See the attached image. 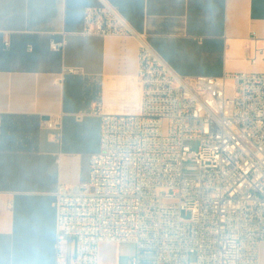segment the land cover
Here are the masks:
<instances>
[{"label":"built area","instance_id":"2783aa9c","mask_svg":"<svg viewBox=\"0 0 264 264\" xmlns=\"http://www.w3.org/2000/svg\"><path fill=\"white\" fill-rule=\"evenodd\" d=\"M99 1L86 8L83 33L138 40L142 101L135 113L91 111L101 118L100 150L87 180L55 191V264H106L100 245L128 242L131 264H260L264 38L252 37L254 71L184 76ZM51 46L63 51L64 41Z\"/></svg>","mask_w":264,"mask_h":264},{"label":"crops","instance_id":"0c3cea01","mask_svg":"<svg viewBox=\"0 0 264 264\" xmlns=\"http://www.w3.org/2000/svg\"><path fill=\"white\" fill-rule=\"evenodd\" d=\"M106 1L184 76L260 66L248 56L252 37L264 38V0ZM99 3L0 0V264H55V191L87 180L100 150L101 118L91 111H139L138 40L83 33L86 8ZM120 245L102 243V262L119 264L101 248Z\"/></svg>","mask_w":264,"mask_h":264},{"label":"rangeland","instance_id":"374dc122","mask_svg":"<svg viewBox=\"0 0 264 264\" xmlns=\"http://www.w3.org/2000/svg\"><path fill=\"white\" fill-rule=\"evenodd\" d=\"M102 253L111 259H115L116 255L119 256V264H131L132 258L136 254V245L134 243H122L118 249L116 248H101ZM191 260H195V255H191Z\"/></svg>","mask_w":264,"mask_h":264},{"label":"water","instance_id":"95a60500","mask_svg":"<svg viewBox=\"0 0 264 264\" xmlns=\"http://www.w3.org/2000/svg\"><path fill=\"white\" fill-rule=\"evenodd\" d=\"M45 119H47V116H46V118Z\"/></svg>","mask_w":264,"mask_h":264}]
</instances>
